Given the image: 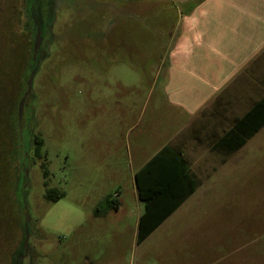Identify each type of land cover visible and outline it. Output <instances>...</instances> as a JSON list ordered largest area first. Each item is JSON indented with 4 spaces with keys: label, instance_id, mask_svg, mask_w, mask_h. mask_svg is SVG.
<instances>
[{
    "label": "rangeland",
    "instance_id": "obj_1",
    "mask_svg": "<svg viewBox=\"0 0 264 264\" xmlns=\"http://www.w3.org/2000/svg\"><path fill=\"white\" fill-rule=\"evenodd\" d=\"M20 5L0 0L5 33L0 45V189L9 186V165L16 158L12 113L23 91L21 57L28 39L7 41V36L8 27L15 30L18 23ZM166 5L167 0H41L45 52L39 56L30 109L16 125L29 159L23 187L29 240L22 264H85L86 259L91 264H264L262 135L249 152L246 183L252 188H242L216 232L198 221L191 231L165 227L138 243L140 207L133 197L131 146L142 109L149 105V112L155 102L151 85L167 50L164 33L176 16ZM10 47L14 63L8 69ZM34 135L44 142L41 159L32 152ZM47 189L64 197L49 203ZM106 197L123 204L106 219L96 217ZM194 217L207 225L213 216ZM14 226L15 244L21 235L17 220ZM3 252L0 264H10L12 245Z\"/></svg>",
    "mask_w": 264,
    "mask_h": 264
},
{
    "label": "crops",
    "instance_id": "obj_2",
    "mask_svg": "<svg viewBox=\"0 0 264 264\" xmlns=\"http://www.w3.org/2000/svg\"><path fill=\"white\" fill-rule=\"evenodd\" d=\"M166 6L176 16L151 85L155 102L149 112V105L142 109L130 157L138 231L147 203L136 175L170 151L151 165L149 176L163 184L151 208L168 217L145 240L165 227L191 231L202 223L216 232L225 209L252 188L246 183L249 152L264 136V0H167ZM251 113L254 121L244 123ZM199 214L213 217L205 225L194 217Z\"/></svg>",
    "mask_w": 264,
    "mask_h": 264
},
{
    "label": "trees",
    "instance_id": "obj_3",
    "mask_svg": "<svg viewBox=\"0 0 264 264\" xmlns=\"http://www.w3.org/2000/svg\"><path fill=\"white\" fill-rule=\"evenodd\" d=\"M17 1L20 4H22L19 6V13H18L19 17L17 21L18 23L15 25V30L12 29L13 26L8 27L9 36H7V41H9L10 39L16 40V38H19V40L28 39V45L27 47H25V50H23V54L21 57L24 63V67L22 70V78H21L23 91L21 92L20 99L17 101L16 107L13 109V113H12V115L14 116L13 118L15 124L14 128L12 126V128L14 129L13 139L17 138V142H16L17 148L16 150H14L16 158L14 159L13 164L15 163V161H17L18 162L17 164L19 165L17 167H15L13 164L12 166L9 165L8 174H10V176L8 177L10 180V184L7 188L4 187L5 184H3L2 188L0 189V197H2L0 198V223L2 222L7 223V225L5 224L4 228L0 229V256L4 254L3 251L6 248H8L9 245L11 244L13 249V254L11 256L10 264H15L18 255L23 251V244L25 239V224L27 220L26 210H25L26 206L23 199L24 197L23 187L27 183L26 176L28 169L26 168L27 166L25 162L29 160L27 158L28 150L24 151L22 149V145L19 142L20 141L19 133L17 131L16 125H18L17 123L20 122L19 106H20V101L22 100L27 89L26 84L28 78L30 76V73L37 67V66L35 67L36 63L33 61L34 43H35L37 30L38 27L41 28L40 22L45 20L44 13L40 11L41 0H17ZM6 4L7 3H4L3 5L6 7ZM43 29L44 26L42 27V30ZM12 34H14L13 38H12ZM43 35L44 34H42V36ZM2 36L5 37V33H2L0 29V45H2L1 43L3 39ZM11 53H13V50L11 51V47H10L7 56L9 60L10 57H13ZM9 60L8 62L11 63L10 65H8L7 67L8 69L14 63L11 60L10 61ZM2 70H0V72ZM30 97L31 96H29L27 101L30 99ZM249 121H254L253 113H251L250 117L246 118L243 122L245 123ZM8 122H9V117H8ZM30 140L33 143V149H32L33 155L35 156V158L41 159V155H42L41 152L44 143L43 139L39 135H34L30 138ZM24 141H26L25 138ZM169 153H170L169 149L165 148L160 154H158V156L154 158V160L144 170H142L136 175V184L139 192V197L142 199V201H145L147 203L146 211L140 219V224L138 229V243H142L149 235H151L155 231L157 227L160 226V224L166 219V217H168L166 216V214L157 213L156 209L151 208V204L160 202L155 200L157 196L161 195V192H159V190L156 187L161 186L163 184L151 181V178H149V176L151 175L150 173L151 165L155 164L159 160H162L163 158H166L167 154ZM23 163L25 164V167H23ZM25 169H27V172H25ZM41 169L43 170L44 178L47 177L48 174L45 171V166L43 164L41 165ZM45 186H47L46 183ZM3 192L7 193V196H3ZM150 195H152V197ZM44 197L49 203L55 204L58 203L64 197V194L54 189H47ZM118 205H119L118 201L110 197H106L98 204L95 212V216L104 217L107 215L108 212L118 209ZM16 220L19 223L18 229L20 230L21 235L19 240H17L14 244L11 242V239L12 238L14 239L13 235L15 234V232H13V230L15 228L14 221ZM2 241L4 242V245L1 244Z\"/></svg>",
    "mask_w": 264,
    "mask_h": 264
},
{
    "label": "water",
    "instance_id": "obj_4",
    "mask_svg": "<svg viewBox=\"0 0 264 264\" xmlns=\"http://www.w3.org/2000/svg\"><path fill=\"white\" fill-rule=\"evenodd\" d=\"M42 41H43L42 30L40 27H38L36 38H35V43H34V56H33L34 62L37 61V54H38L39 50L41 49ZM36 70H37V67L30 73V76H29L27 84H26V86H27L26 92H25L22 100L20 101V106H19V119H20V121L23 118L24 108H25L27 99L29 98V96L32 93V84H33V79H34ZM25 210H26L27 220H26V224H25V239H24V244H23V251H22V253H20L18 255V258L15 261V264H22V262L26 256V252H27V248H28L30 217H29V213H28V210L26 207H25Z\"/></svg>",
    "mask_w": 264,
    "mask_h": 264
},
{
    "label": "flooded vegetation",
    "instance_id": "obj_5",
    "mask_svg": "<svg viewBox=\"0 0 264 264\" xmlns=\"http://www.w3.org/2000/svg\"><path fill=\"white\" fill-rule=\"evenodd\" d=\"M41 14H42V13H41ZM45 20H46V18H45ZM45 20H43V21L40 22L41 30H42V27H43L44 24H45ZM42 34H43V30H42ZM43 52H45V51L43 50V45H42V46H41V49L39 50V52H38V54H37V61L35 62V63H36L35 67L38 65L39 56H40ZM29 103H30V99L26 102V105H25V108H24L25 115H26V111H29V109H30ZM28 161H29V160H28Z\"/></svg>",
    "mask_w": 264,
    "mask_h": 264
}]
</instances>
